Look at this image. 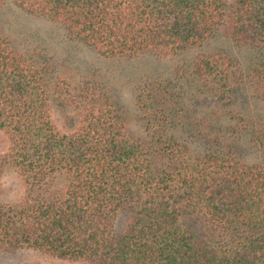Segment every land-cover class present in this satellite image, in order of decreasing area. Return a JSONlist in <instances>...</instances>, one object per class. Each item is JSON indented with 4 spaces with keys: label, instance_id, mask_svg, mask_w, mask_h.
I'll return each mask as SVG.
<instances>
[{
    "label": "trees",
    "instance_id": "obj_1",
    "mask_svg": "<svg viewBox=\"0 0 264 264\" xmlns=\"http://www.w3.org/2000/svg\"><path fill=\"white\" fill-rule=\"evenodd\" d=\"M10 1L105 60L177 56L219 35L256 56L247 70L223 52L195 60L190 87L213 101L216 122L188 109L180 83L144 86L146 135L134 138L103 81L62 76L44 48L19 51L0 23V131L9 142L0 187L6 167L23 186L18 201L0 200V254L264 264V117L235 109L241 92L264 106V0ZM58 106L76 112L64 130Z\"/></svg>",
    "mask_w": 264,
    "mask_h": 264
},
{
    "label": "rangeland",
    "instance_id": "obj_2",
    "mask_svg": "<svg viewBox=\"0 0 264 264\" xmlns=\"http://www.w3.org/2000/svg\"><path fill=\"white\" fill-rule=\"evenodd\" d=\"M232 1V0H229ZM0 23L2 33L12 41L19 51H31L39 46L58 63V73L77 81L82 77L95 78L103 81L112 91L123 109V118L130 134L134 138L146 135L143 112L138 105L137 95L144 86L154 81L180 83L188 109L200 118L216 122L215 105L209 97L198 96L195 87H190L191 67L200 55L223 52L236 60L247 70L256 56L253 50L237 49L223 35L217 36L200 49H194L177 56L158 58L151 55L131 60L99 58L93 51L69 41L63 29L42 18L27 15L17 9L10 0H4L0 7ZM184 69L180 75L178 69ZM183 99V100H184ZM235 109L247 118L264 117V106L255 101L248 92L236 96ZM218 111V110H217ZM71 108L63 110L54 108L53 119L61 130L70 125L69 119L75 115ZM225 119L229 120V116ZM9 148L6 135L0 131V156H4ZM0 200L3 202L18 201L23 195L22 183L11 167L3 171L0 187ZM126 219L120 217L117 230L121 232ZM0 264H82L61 261L32 250L1 253Z\"/></svg>",
    "mask_w": 264,
    "mask_h": 264
}]
</instances>
